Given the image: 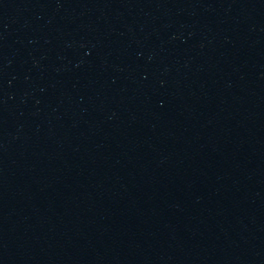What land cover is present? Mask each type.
Returning a JSON list of instances; mask_svg holds the SVG:
<instances>
[{
  "label": "water",
  "instance_id": "obj_1",
  "mask_svg": "<svg viewBox=\"0 0 264 264\" xmlns=\"http://www.w3.org/2000/svg\"><path fill=\"white\" fill-rule=\"evenodd\" d=\"M0 264H264V0H0Z\"/></svg>",
  "mask_w": 264,
  "mask_h": 264
}]
</instances>
